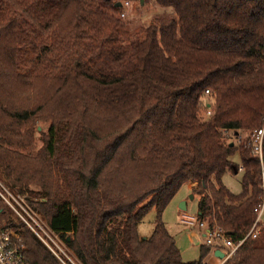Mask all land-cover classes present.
<instances>
[{
	"label": "trees",
	"instance_id": "obj_1",
	"mask_svg": "<svg viewBox=\"0 0 264 264\" xmlns=\"http://www.w3.org/2000/svg\"><path fill=\"white\" fill-rule=\"evenodd\" d=\"M124 1L0 0V174L40 197L31 204L77 264H201L211 248L183 263L162 212L197 183L198 218L234 240L255 220L264 135L260 161L245 134L264 125V0H154L164 11L140 36ZM227 171L241 172L240 192ZM19 233L27 264H63ZM224 264H264V226Z\"/></svg>",
	"mask_w": 264,
	"mask_h": 264
},
{
	"label": "rangeland",
	"instance_id": "obj_2",
	"mask_svg": "<svg viewBox=\"0 0 264 264\" xmlns=\"http://www.w3.org/2000/svg\"><path fill=\"white\" fill-rule=\"evenodd\" d=\"M163 11L164 9L156 5L154 0H146L145 2L142 1V3H139L137 0H135V2H132V5L128 10L129 17L126 20L130 22L129 24L133 31L137 32L138 36H140L142 35L143 28L148 24L155 22L156 19L163 13ZM42 126L43 129L41 128V125L38 126V128L36 127L37 131L34 133L32 144L33 153H38L39 151L42 152V135L40 134V131H45L47 124H43ZM232 160L234 162H238V155L235 154L232 157ZM45 163L46 161H43L42 159L37 157L34 160L33 172H35V168L43 167ZM35 181L39 183L38 180ZM240 181L241 172L232 173L230 171H227L221 176V182L234 193H238L241 191ZM10 184L11 181L1 173L0 191L4 197L0 196V200L5 206L7 213H5L4 219H0V225L10 228L14 236L18 238V241L20 240L21 244H23L22 237L19 233V231L22 230L23 227L28 228L34 234V236L37 237L33 230H39V227L46 229L49 226L47 224L45 215L40 210H37L36 208L34 209L33 206H36L37 204H31V201H35V199L40 197L32 196L27 191L13 190L10 187ZM2 185L5 188H2ZM29 188L31 190L32 188L34 190H38L40 186L33 183L30 184ZM5 190H7L9 193H7ZM43 200H45V198H43ZM181 202H187L185 210H182L179 207ZM197 203L198 197L196 195L194 196L190 188L188 187V184H185L179 189L171 202L162 212V220L165 223L168 232L175 239L176 245L181 253L183 263L197 261L200 255L201 241L197 238V234L191 231L186 225L181 223L180 220L182 215H185V213L188 215L197 216ZM19 214L22 217H20ZM155 215L156 210L153 209L149 211L143 218V220L139 223L138 234L140 237L147 238L152 234ZM262 222V226H264V211L262 214ZM12 224L15 225V229L12 227ZM67 249L69 250V254L73 258V253L69 248ZM212 256H214V254L213 252H210L203 258V262L206 261V264H215L218 260L214 259Z\"/></svg>",
	"mask_w": 264,
	"mask_h": 264
},
{
	"label": "built area",
	"instance_id": "obj_3",
	"mask_svg": "<svg viewBox=\"0 0 264 264\" xmlns=\"http://www.w3.org/2000/svg\"><path fill=\"white\" fill-rule=\"evenodd\" d=\"M132 0H125L123 2V9L119 13V17L126 20L128 16V10L132 5ZM135 2V1H134ZM211 91L206 89L204 91L205 96H209ZM209 105V104H208ZM205 116H211L212 110L208 108ZM264 135V125L258 129L253 130L250 134L246 133L245 138H249V144L251 145L252 154L262 160V141ZM242 138V137H241ZM239 137V140L241 139ZM241 168H239L240 170ZM2 188H5L2 185ZM263 195L260 204L254 208L256 214L255 220L249 230V232L241 239L234 240L230 238L223 228L217 226L212 220L200 219L194 215H182L181 223L186 225L191 231L197 234V238L201 241V245L210 247L211 251L219 250L222 256L219 257L218 264H224L228 260L232 259L239 247L242 245L247 237L251 239L257 238L261 234L262 226V214L264 211V176H263ZM9 193L7 190H5ZM0 196L4 197L0 191ZM10 204V203H9ZM20 217H22L19 214ZM37 238L63 263V264H77L73 260L70 252L63 244L62 240L54 233L49 227L39 230H33ZM59 238V239H58ZM0 264H27L25 260V246L21 244L20 240L14 236L10 228L0 225ZM201 264H206L202 262Z\"/></svg>",
	"mask_w": 264,
	"mask_h": 264
},
{
	"label": "crops",
	"instance_id": "obj_4",
	"mask_svg": "<svg viewBox=\"0 0 264 264\" xmlns=\"http://www.w3.org/2000/svg\"><path fill=\"white\" fill-rule=\"evenodd\" d=\"M188 187L190 188V190H192L193 188H196L197 187V183H192V184H188ZM185 206H187V202H185ZM186 214V213H185ZM197 216H198V214H197ZM210 252H212V251H210ZM209 254V253H208ZM207 254V255H208ZM213 254H214V256H212L214 259H216V260H218L215 264H218L219 263V257L220 256H218V254H215V251H213ZM206 255V256H207ZM216 257V258H215ZM206 262V261H205Z\"/></svg>",
	"mask_w": 264,
	"mask_h": 264
},
{
	"label": "water",
	"instance_id": "obj_5",
	"mask_svg": "<svg viewBox=\"0 0 264 264\" xmlns=\"http://www.w3.org/2000/svg\"><path fill=\"white\" fill-rule=\"evenodd\" d=\"M140 1H142V0H140ZM116 6H120V2H118V3L116 4ZM179 207H180L182 210H185V209H186L185 202H181L180 205H179ZM215 254H218V256H220V257L222 256V253L219 252V250H216V251H215Z\"/></svg>",
	"mask_w": 264,
	"mask_h": 264
}]
</instances>
